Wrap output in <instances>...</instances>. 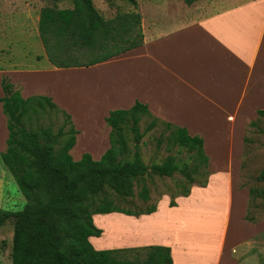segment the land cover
Instances as JSON below:
<instances>
[{"label": "crops", "instance_id": "obj_1", "mask_svg": "<svg viewBox=\"0 0 264 264\" xmlns=\"http://www.w3.org/2000/svg\"><path fill=\"white\" fill-rule=\"evenodd\" d=\"M137 2L136 10L142 14L143 45L92 66L62 68L51 63L40 38L41 1L0 0V51L4 47L10 50L0 57V98L4 95V75L20 87L24 97H52L68 111L78 131L70 150L74 160H80L86 152L100 159L110 147L111 129L106 116L111 110L130 108L136 101L147 104L161 120L186 127L191 135H201L205 152L211 157L215 141L225 157L214 164L209 156L211 174L206 186H192L189 195L175 199V205L165 197L152 213L106 215L120 221L123 228L130 224L136 240L99 244L98 240L107 242L110 238L104 224L99 225L104 228V236H92L90 240L97 249L169 246L173 264H251L249 257H243L247 250L244 245L264 231V222L245 219L250 190L240 185L241 148L247 124L258 117L259 109H264V0ZM144 10L153 12L148 30ZM185 11L196 16L183 15ZM94 69L104 71L105 76L104 81L92 80L91 91L102 89L104 94L93 107L98 118L87 125L81 113L61 97L60 90L66 77L70 80ZM210 125L214 131L208 129ZM0 133V151H5L9 130L1 102ZM220 139L226 140L224 145ZM217 192L223 194L225 202L212 233L213 243L206 249L204 229L180 230V238L161 237L159 224L164 216L179 222L177 217L185 209L202 204L207 194L221 195ZM94 221L97 225L95 215ZM197 252L202 255L199 259L194 256Z\"/></svg>", "mask_w": 264, "mask_h": 264}, {"label": "trees", "instance_id": "obj_2", "mask_svg": "<svg viewBox=\"0 0 264 264\" xmlns=\"http://www.w3.org/2000/svg\"><path fill=\"white\" fill-rule=\"evenodd\" d=\"M54 1L53 5L41 8L39 34L49 60L56 67L92 66L144 44L142 14L136 10L137 0H128L133 9L117 10L109 18L95 6L94 0H71L72 7H60L61 0ZM193 1L185 0L187 4ZM1 86L4 95L0 102L7 117L9 136L7 149L0 155L26 200L20 210L0 208V226L15 219L12 263L173 264L169 246L95 248L90 237H100L103 229L96 225L94 215L152 213L156 206L135 214L120 207L112 195L133 197L135 187L140 185V195L148 200L147 176L165 177L173 176L178 170L183 172L174 156L161 163L144 161L140 141L145 133L139 127L144 116L152 118L147 131L163 122L170 130V142L196 150L201 163L184 174L189 181L201 186L208 184L211 174L204 138L191 135L186 127L161 120L151 113L147 104L136 101L132 107L111 110L106 116L111 129L110 147L100 159L86 152L80 160H74L70 150L78 131L71 115L50 96L24 97L20 87L7 75L2 77ZM49 107L61 109L72 124L60 148L56 147L58 135L51 127L32 128L27 124L33 114L45 112ZM258 115L264 117V109H259ZM129 123L135 141L133 153L125 132ZM60 133L62 135L63 128ZM198 171L207 175L203 182H197L192 175ZM258 179L264 181V169ZM190 192L191 188L183 195ZM252 192L250 190V195ZM246 220L253 221L249 212ZM130 250L145 252L144 258L133 260L124 256Z\"/></svg>", "mask_w": 264, "mask_h": 264}, {"label": "rangeland", "instance_id": "obj_3", "mask_svg": "<svg viewBox=\"0 0 264 264\" xmlns=\"http://www.w3.org/2000/svg\"><path fill=\"white\" fill-rule=\"evenodd\" d=\"M40 1L42 7L44 5H53L55 2L54 0ZM140 1L143 2L144 0ZM94 4L108 18L114 16L117 10L120 11L133 9V5L128 0H94ZM197 4H200V0H198ZM58 5L60 7H72L73 3L71 0H61ZM143 12L142 13L146 19L145 28L148 30V25L150 23H148V21L152 20L153 12L149 10H144ZM182 14L196 16L194 12L188 11H185ZM9 52L10 50L4 47L3 50L0 51V57H5L7 54H9ZM85 73L86 74H83L80 77L76 76L78 81L74 76L69 77L70 80H68V77H66L64 80L65 85L63 89L60 90V93H62L61 97L63 99L65 98L72 107L77 109L76 113H81L79 116L86 121V124L90 125L92 124L91 121H94L98 118V111H95L93 107L95 104H99L103 100L101 94L104 92L102 89H92L93 91H91L92 80L94 81L96 79L97 81H100L99 78H102V81H104L105 72L101 71L100 69H94L90 74L87 72ZM151 119L152 118L150 116H144L139 124L140 130L145 133L144 137L140 141L142 150L141 152L144 161L147 164L161 163L169 156H174L177 160V163L179 164V169H183V172L178 170L173 176L165 177H161L159 175L147 176L146 185L149 188L148 200H144V198L140 195V185L135 187L136 194L133 197H120L112 195L113 199L120 207L128 209L135 214L139 212H145L150 207L156 206L157 203H159L160 200L165 197L170 200V205H172L175 203V199L178 196H182L187 189L194 185H199L198 183H192L189 181L184 174L188 169L194 167L195 164L200 165L201 159L198 160L196 156V150L187 147H181L178 144H173L170 142L168 139L170 130L167 129V126H165V123L163 122H159L157 127L147 131V125H149ZM27 120V124L32 128H37L39 126L51 127L55 135H58L59 141L56 146L57 148H60L64 143L65 139L67 138L65 133L72 126L67 115L58 108L49 107L47 111L40 114H33V116ZM254 121V124H247L246 133L241 148L242 168L240 171V185L241 187L253 190L248 202L249 217L253 219V221L250 222H264V181H260L258 179L259 174L264 169V117H259L258 115ZM62 128L63 133L61 135L60 130ZM213 128V125L208 127L209 130L212 129L214 131L215 129ZM125 132L132 150L131 152L133 153L135 149V141L130 129V123L125 126ZM1 135L2 133H0V136ZM217 137L222 138V135L220 134V136ZM220 140V142L224 145L226 140ZM1 141L0 145H2ZM216 146L217 143L213 141L210 148L213 154L212 157L210 154L209 156L214 159V164H220L225 157V152L218 151ZM102 148L104 149V145ZM102 148L95 152L99 153ZM2 151L3 149L0 152ZM132 153L130 154V158L133 156ZM192 175L196 178L197 182H203L207 178V175L202 174V171H198ZM217 193L221 195L214 194L213 196L211 194H207L202 204H199L193 209H185L182 212L183 214L178 215L177 217V219L179 218L180 220L179 222L171 221L167 216H164L161 220V223L159 224L161 237L163 239H168L170 237L180 238V236H178V232L180 230L196 231L204 229V249H206V247L213 243L212 233L216 229V225L221 219V211L223 212L225 202V197L222 196L223 194L221 192ZM25 202V197L19 190L14 176L9 171L0 155V208L6 210H20L23 209ZM202 207H204V209ZM116 213L123 214L122 212ZM106 215L107 214L95 215L98 223L97 226L100 227L99 225L103 224L107 225L106 230L108 233L110 232V234L106 236L110 237L107 239V242H100L101 240H98L99 244L120 243L130 239H137L131 234L132 228L130 224H126L123 228L120 221L115 222L113 221L112 217H107ZM14 227V218H11L4 225L0 226V264H13L12 252ZM102 229L104 232V228ZM101 236H104V233H102ZM181 238L184 239V237ZM193 241L194 240H192V242ZM201 245L202 244L200 243L196 246L199 249ZM244 247L247 250L244 252L243 257H249L251 259V264H264V231L253 237L252 240L246 242ZM144 254L145 252L138 253L136 250H130L125 252L124 256L135 260L137 257H140L141 259L144 258ZM194 256L196 259H199L202 255L197 252L194 254Z\"/></svg>", "mask_w": 264, "mask_h": 264}]
</instances>
